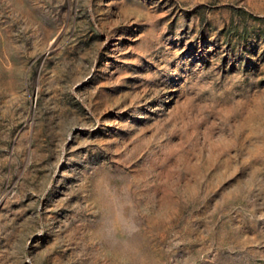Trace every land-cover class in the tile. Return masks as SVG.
<instances>
[{"label":"rangeland","instance_id":"obj_1","mask_svg":"<svg viewBox=\"0 0 264 264\" xmlns=\"http://www.w3.org/2000/svg\"><path fill=\"white\" fill-rule=\"evenodd\" d=\"M0 264H264V0H0Z\"/></svg>","mask_w":264,"mask_h":264},{"label":"clouds","instance_id":"obj_2","mask_svg":"<svg viewBox=\"0 0 264 264\" xmlns=\"http://www.w3.org/2000/svg\"><path fill=\"white\" fill-rule=\"evenodd\" d=\"M117 219L119 224L122 225L125 229H131L132 225L128 220H126L122 214V212L117 213Z\"/></svg>","mask_w":264,"mask_h":264}]
</instances>
